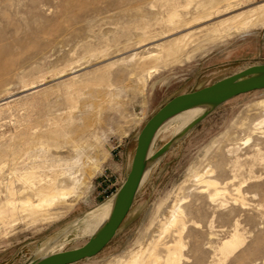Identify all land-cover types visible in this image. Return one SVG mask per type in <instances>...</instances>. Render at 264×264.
I'll use <instances>...</instances> for the list:
<instances>
[{"label":"rangeland","instance_id":"rangeland-1","mask_svg":"<svg viewBox=\"0 0 264 264\" xmlns=\"http://www.w3.org/2000/svg\"><path fill=\"white\" fill-rule=\"evenodd\" d=\"M201 1L209 0H0V161L11 165L17 155L25 163L65 162L78 155L74 176L82 182L76 203L62 218L21 222L0 232V264H25L83 245L94 234L87 231L86 216L112 200L124 182L145 122L180 93L264 63V18L258 15L264 0H232L237 9L206 21L197 20L206 12L198 7ZM228 1L214 3L227 6ZM175 6L187 23L180 30L167 23ZM241 13L253 23L250 29L214 34V26ZM144 31L151 38L136 48L146 39ZM177 38L183 49L144 84L143 70L160 51L155 44ZM262 101L264 89L213 109L151 163L112 241L96 256L74 264H121L151 235L183 182L185 264H264V161L256 154L259 147L264 157V136L245 143L251 124L264 117ZM179 125L172 118L163 126L152 154L178 133ZM206 166L215 169L221 183L229 182L231 194L222 207L200 194L191 178L192 169ZM240 185L244 205L233 199ZM235 228L243 243L231 254H221L217 245Z\"/></svg>","mask_w":264,"mask_h":264},{"label":"bare ground","instance_id":"bare-ground-1","mask_svg":"<svg viewBox=\"0 0 264 264\" xmlns=\"http://www.w3.org/2000/svg\"><path fill=\"white\" fill-rule=\"evenodd\" d=\"M187 1L191 3L195 0ZM214 1L217 0H209L207 2L201 1L198 4V7H202V9H205L206 12H203L204 14L197 15V20H209L213 17L219 16L220 14L231 12L232 10L237 9L238 6L232 0H229L230 2L227 0V6H223L219 3L216 4ZM175 9L169 14V16H167L168 19H166L168 21H166L167 23L169 22L170 26L172 25L174 27V30H180L185 28L187 23L185 25L183 24L185 22V20L182 18L183 16L177 11L178 8L176 10ZM252 12L253 14H258L259 12V17L262 19L264 18V8L261 9V11ZM247 19L248 18L246 16L244 17V15L241 13L225 19L219 25L214 26V29L212 30L213 32L223 31L225 33H230L229 31L232 30L246 31L250 29L251 25L253 24ZM216 32H214V34ZM174 33L172 32L168 35L162 36L160 39L171 36ZM142 36L146 37V39L141 41L140 45H138V42V46H136V48L141 47L147 40L151 38V36H149V32L146 31L143 32L141 37ZM155 47H159L160 51L157 50L158 53L153 55L155 58V63L149 67L146 66V68L143 70L142 81L144 84L147 83L153 72H157L161 68H164L167 62L174 61L176 53L183 49L181 38H177L168 44L161 43L157 44V46L155 44ZM65 74L66 73L60 76H64ZM34 87H36V85H33L30 88ZM262 103L264 104V101H262ZM209 106L210 104H202L184 110L170 119L176 118L180 121V125L178 127V132H180L194 119L199 117ZM170 119H168L160 127L154 137V140L152 141L148 152V164L142 179V183L146 179L151 166L149 158L152 154V146L156 136ZM255 135L260 137L264 136V117L257 121L255 120L254 123L251 124L250 134L245 140V143H247ZM229 151L234 152V147H230ZM256 154L260 155V159L264 161V157L261 155L263 154L261 148H257ZM14 157L17 159V155ZM14 157L12 158L14 159ZM76 157V159H67L65 162H62V159L61 161L51 160V162H49L48 160H39L25 163V161L19 160L22 159L21 156V158L17 159L19 161L14 159L11 165H7V161L5 160H3V163L0 161V232L4 230L7 231L9 228L15 227L21 222H26L29 225H35L37 223H52L59 218H62L73 207L74 203H76V198L80 192L79 186L82 182L77 176H74L76 172L75 170H77L78 166L80 165V158H78V155ZM238 159L239 157L237 156V162L235 161L236 163H238ZM234 166L236 167V164ZM6 167L8 172L6 171ZM192 170V173H190L191 178L193 181H195V184L199 188L200 194H206L209 202L213 203L214 205H217L218 207L224 206L228 202L226 198L227 194H231L227 188V184L229 182H226L225 184L221 183L219 178L216 176L215 169H213L211 166H208L206 169L202 170H199L198 168ZM236 177L238 176L235 174L233 176V180H235ZM67 179L70 181V183H66ZM188 180L190 179H186L185 182ZM245 181L246 180H244V182ZM241 185L236 188L237 196H234L233 199L235 202H240L244 205V198L241 197ZM184 190L185 186L183 182L173 192L170 202L166 204L161 210L156 225H154V229L151 231V235L146 240L141 242L129 254V256L124 258L122 263L120 262L121 264H185L187 256L185 254L186 242L184 240V233L187 229L188 221L186 208L184 206L187 197L184 195ZM114 201L115 197H113L112 200H110L106 205L90 212L86 216L85 220L87 231L89 230L95 234L99 228L109 220L114 207ZM193 223H195L196 227L201 226L195 221H193ZM239 231L237 228H235L233 233H230L228 238L220 241L219 245H217V251H219L221 254L227 255L229 253L231 254L233 250L235 251L238 246H241L244 239ZM172 234L174 238L171 241H167V237ZM210 236L212 238L213 233H211ZM161 248L164 249L163 254L161 253Z\"/></svg>","mask_w":264,"mask_h":264},{"label":"water","instance_id":"water-1","mask_svg":"<svg viewBox=\"0 0 264 264\" xmlns=\"http://www.w3.org/2000/svg\"><path fill=\"white\" fill-rule=\"evenodd\" d=\"M264 89V63L247 68L190 92L180 93L167 101L143 125L127 176L115 193L114 207L108 221L81 246L31 258L25 264H74L100 253L115 237L136 199L146 168L148 152L160 127L178 113L202 105L210 106L183 130L176 133L149 158L157 162L174 144L205 119L213 109L235 96Z\"/></svg>","mask_w":264,"mask_h":264},{"label":"crops","instance_id":"crops-1","mask_svg":"<svg viewBox=\"0 0 264 264\" xmlns=\"http://www.w3.org/2000/svg\"><path fill=\"white\" fill-rule=\"evenodd\" d=\"M203 120H204V119H203ZM199 123H200V122H199ZM199 123H198V124H199ZM198 124H197V125H198ZM197 125H196V126H197ZM196 126H195V127H196ZM195 127H193L191 130H193ZM191 130H190V131H191ZM190 131H189V132H190ZM189 132H188V133H189ZM188 133H187V134H188ZM187 134H186V135H187ZM186 135H185V136H186ZM133 155H134V154H133ZM132 159H133V156H132ZM132 159L130 160V166H131ZM117 190H118V189H117Z\"/></svg>","mask_w":264,"mask_h":264}]
</instances>
